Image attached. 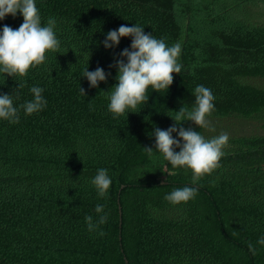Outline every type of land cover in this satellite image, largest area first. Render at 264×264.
Returning <instances> with one entry per match:
<instances>
[{
	"label": "trees",
	"instance_id": "1",
	"mask_svg": "<svg viewBox=\"0 0 264 264\" xmlns=\"http://www.w3.org/2000/svg\"><path fill=\"white\" fill-rule=\"evenodd\" d=\"M35 3L42 26L56 20L60 48L25 78L0 73V95H13L19 115L16 124L0 119V264H264L257 243L264 238V0ZM22 23L21 13L7 15L0 34ZM121 25L179 43L182 68L167 92L148 89L139 113L114 118L116 63H127L120 53L131 51L133 37L107 49L103 42ZM87 67L103 69L106 82L90 87ZM198 85L215 97L214 130L172 119L195 105ZM34 86L47 103L26 115L20 106L33 100ZM228 122L258 128L229 136L221 167L195 185L190 169L173 168L155 147V128L175 125L174 139L180 127L210 139ZM101 168L112 181L106 198L91 183ZM185 186L198 189L194 199L165 200ZM103 214L107 222L90 232L85 217L95 223Z\"/></svg>",
	"mask_w": 264,
	"mask_h": 264
},
{
	"label": "clouds",
	"instance_id": "2",
	"mask_svg": "<svg viewBox=\"0 0 264 264\" xmlns=\"http://www.w3.org/2000/svg\"><path fill=\"white\" fill-rule=\"evenodd\" d=\"M17 12L23 16V23L18 30H13L5 25L0 34V73L11 77L25 78L29 70L45 63L48 52L58 53L60 41L57 39L54 29L56 20L49 17L45 26H42L41 16L36 7L35 0H0V20L7 15L16 16ZM133 37L131 51L124 49L120 55L127 58V63L118 60V83L112 87L109 96V111L114 118L125 115L126 111L137 112L141 104H146L149 99L148 89L158 93L167 92L173 83V73L179 74L182 65L178 63L181 54V45L176 43L169 47L163 39H156L152 34H145L144 28L138 25L132 27L121 25L118 30L107 33L104 47L112 48L119 45L121 37ZM90 83V87L96 88L99 82H106L107 76L103 69L95 71L84 69L83 76ZM33 100L25 102L22 107L26 115L37 113L46 106V100L42 96L43 89L32 87ZM82 95L85 90L80 87ZM195 105L189 109L182 106L176 112L174 121L177 125L184 121H192L200 129H212L209 117L215 110L214 99L211 90L203 85L196 86L194 90ZM0 119L10 123H19L18 108L13 104V95H0ZM177 132L174 125L167 130L154 129L155 147L159 154L168 161L173 168H187L192 172V183L197 184L206 175L221 167L220 160L225 155L224 149L228 146L229 135L222 132L219 136L206 139L200 132L191 128L180 127L178 136L174 139L172 133ZM181 140L183 143L181 144ZM151 156L152 147H143ZM180 148L177 153L174 149ZM157 153V152H156ZM91 183L95 186L98 196L106 198L112 184L106 169H99ZM198 189L192 186L174 189L165 196V200L173 205L187 203L197 195ZM97 214L104 213V205L97 204ZM107 214L99 216L97 222H93L92 216H86L85 221L90 232L96 230L100 224L107 222ZM104 235L103 232L99 233ZM257 243L264 245V238ZM249 250L255 255L254 247L249 244Z\"/></svg>",
	"mask_w": 264,
	"mask_h": 264
},
{
	"label": "rangeland",
	"instance_id": "3",
	"mask_svg": "<svg viewBox=\"0 0 264 264\" xmlns=\"http://www.w3.org/2000/svg\"><path fill=\"white\" fill-rule=\"evenodd\" d=\"M252 126H253V129H257L258 128L256 126L255 122H252V123L249 122L246 125H244V124L240 125L238 123H236V125H232L231 123L228 122L225 125V127H222L220 129L217 128V130L218 131L220 130L219 134H221L222 132H226V133H228L229 136H231V135H238L241 131H243V132L245 131L244 133L246 134V133L249 132L248 131L249 129H252ZM243 132H241V134H243Z\"/></svg>",
	"mask_w": 264,
	"mask_h": 264
},
{
	"label": "water",
	"instance_id": "4",
	"mask_svg": "<svg viewBox=\"0 0 264 264\" xmlns=\"http://www.w3.org/2000/svg\"><path fill=\"white\" fill-rule=\"evenodd\" d=\"M118 214H119V216H120V210H119V206H118Z\"/></svg>",
	"mask_w": 264,
	"mask_h": 264
}]
</instances>
